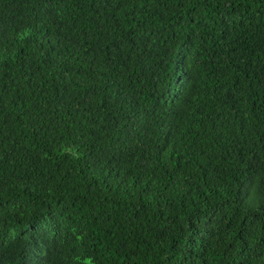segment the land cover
<instances>
[{"label":"trees","instance_id":"trees-1","mask_svg":"<svg viewBox=\"0 0 264 264\" xmlns=\"http://www.w3.org/2000/svg\"><path fill=\"white\" fill-rule=\"evenodd\" d=\"M0 264H264V0H0Z\"/></svg>","mask_w":264,"mask_h":264}]
</instances>
